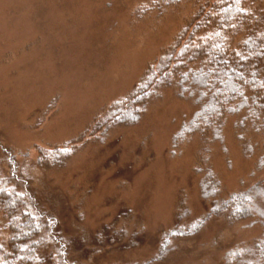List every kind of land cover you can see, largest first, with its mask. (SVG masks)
<instances>
[{
    "label": "rangeland",
    "instance_id": "1",
    "mask_svg": "<svg viewBox=\"0 0 264 264\" xmlns=\"http://www.w3.org/2000/svg\"><path fill=\"white\" fill-rule=\"evenodd\" d=\"M244 1L264 19V0ZM191 13L187 2L0 0V163L14 156L19 175L57 218L69 261L225 264L234 245L264 233L258 209L237 223L220 215L191 237L172 238L161 255L167 233L212 205L200 192L207 170L218 199L264 188L261 119L228 117L219 139L209 135L206 143L177 140L195 106L163 86L137 122L101 128L105 112L133 92ZM244 34L227 36L239 42ZM41 150L71 156L39 168Z\"/></svg>",
    "mask_w": 264,
    "mask_h": 264
},
{
    "label": "trees",
    "instance_id": "2",
    "mask_svg": "<svg viewBox=\"0 0 264 264\" xmlns=\"http://www.w3.org/2000/svg\"><path fill=\"white\" fill-rule=\"evenodd\" d=\"M149 1L165 7L187 2L192 13L133 92L105 112L107 121L101 128L112 121L121 125L137 122L140 107L163 86H175L179 96L195 106L177 140L197 136L202 144L209 135L219 139L225 119L241 114L242 120L247 117L256 125L261 119L264 126V19L253 15L244 0ZM239 31L245 32L239 42L227 36ZM70 156L67 150H41L36 165L60 166ZM212 172L207 170L200 182L201 196L213 202L206 215L186 228L167 233L161 255H166L172 238L195 235L211 217L223 215L237 223L252 218L258 209L264 219V209H259L253 198L256 195L264 200L262 185L218 199L211 189L215 180ZM0 264H76L67 259L57 218L39 201L28 180L19 175L13 155L0 163ZM225 264H264V233L250 243L234 245L225 254Z\"/></svg>",
    "mask_w": 264,
    "mask_h": 264
}]
</instances>
